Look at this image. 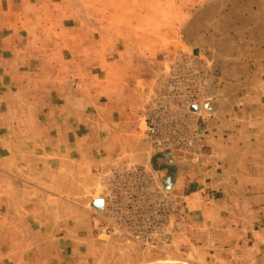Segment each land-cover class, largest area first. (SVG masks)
<instances>
[{"label": "rangeland", "instance_id": "obj_1", "mask_svg": "<svg viewBox=\"0 0 264 264\" xmlns=\"http://www.w3.org/2000/svg\"><path fill=\"white\" fill-rule=\"evenodd\" d=\"M261 38L264 0H0V264H264ZM182 52L210 62L215 113L159 157L142 107ZM125 161L162 178L172 244L102 233L100 172Z\"/></svg>", "mask_w": 264, "mask_h": 264}, {"label": "built area", "instance_id": "obj_2", "mask_svg": "<svg viewBox=\"0 0 264 264\" xmlns=\"http://www.w3.org/2000/svg\"><path fill=\"white\" fill-rule=\"evenodd\" d=\"M210 62L204 55L179 53L167 64L163 83L143 103V134L153 152L191 151L200 145L198 118L206 101ZM148 161L111 166L100 172L102 233L122 234L145 247L173 243L169 223L173 198Z\"/></svg>", "mask_w": 264, "mask_h": 264}, {"label": "crops", "instance_id": "obj_3", "mask_svg": "<svg viewBox=\"0 0 264 264\" xmlns=\"http://www.w3.org/2000/svg\"><path fill=\"white\" fill-rule=\"evenodd\" d=\"M211 30L214 31V28H212ZM208 31H210V30H208ZM193 40H194L193 42H194L196 47H198V46H201V47L202 46H206L209 49H211L212 54L214 55V58L216 60L217 71L225 72L228 69L230 63L231 62L233 63L235 61L234 59H236L235 58V56H236L235 53L232 52V51H229L227 48L224 47V42L226 40H225V36H223L222 34H219L217 32L215 34H214V32L213 33L208 32V35H205V36L196 35L195 39H193ZM258 41H259L258 43H262L264 40H263V38H261ZM235 52H236V54H238L239 51L236 50ZM206 101H208V100H206ZM205 102H204V104H205ZM204 104H203V109H205L204 108ZM206 113L214 115L215 111L214 110L213 111H209L208 110ZM200 131H201L202 134H204V132L206 130L203 129L202 127H200ZM211 146H215V145H211ZM157 156H159V157L160 156L171 157V154H168V152H159L157 154ZM95 200H98V199H95ZM95 200H93L92 203Z\"/></svg>", "mask_w": 264, "mask_h": 264}, {"label": "water", "instance_id": "obj_4", "mask_svg": "<svg viewBox=\"0 0 264 264\" xmlns=\"http://www.w3.org/2000/svg\"><path fill=\"white\" fill-rule=\"evenodd\" d=\"M213 76L208 80L207 82V85H206V90L208 92V97L211 99V100H208L205 102L204 104V108L206 110H209V111H213L214 107H215V102L212 100V90H213ZM168 186V185H167ZM98 202H100V200H95L93 202V204H97Z\"/></svg>", "mask_w": 264, "mask_h": 264}]
</instances>
